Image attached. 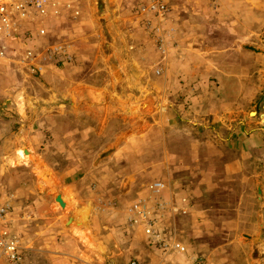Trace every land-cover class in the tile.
<instances>
[{
  "label": "rangeland",
  "instance_id": "obj_1",
  "mask_svg": "<svg viewBox=\"0 0 264 264\" xmlns=\"http://www.w3.org/2000/svg\"><path fill=\"white\" fill-rule=\"evenodd\" d=\"M166 1L171 8V15L164 24L163 45L167 49V56L161 65L160 45L155 42V35L142 31L140 18L134 13L135 0H122L118 3V10L110 12L108 9L105 16L102 12L104 4L98 0H72L79 8V16L74 20L65 14L55 20L53 27L50 25L48 28V37L43 40L44 43H72L75 59L71 66H49L41 76H28L24 71L19 69L18 72L11 66L0 70V195L12 208L10 218L25 248L22 264H62L61 260L50 261L47 258V251L50 249L47 243L44 245L43 238H46L50 220L54 225L50 224L49 230L53 231L52 235L59 236L57 241H61L59 234L70 209L62 211L53 203L52 196L36 181L34 176L40 169H51L62 177L73 176V182H78L81 178L85 180L80 183L81 187L95 185L98 195L105 199L113 196L120 201L117 196L122 194L125 201H136L135 203L144 205L152 204V200L147 199V195L138 194L150 185L163 183L161 181L166 179L165 167L161 168L157 162L160 153L158 149L128 163L106 162L107 155L113 153L114 149L105 144L112 142V137L120 131L119 127L115 129L117 126L111 129L112 124H118L117 120L104 130L105 136L101 141L96 139L94 131H73L72 136H69V128L80 125L78 116H67L70 106L88 107L90 111L87 100L84 102L83 98L76 99L69 94L72 89H78L81 80L95 78L93 82L110 89L112 81V88L118 91L121 101L108 97L105 104L109 107H123L126 105L127 94L141 95L138 93L142 91L144 99L150 100L153 108L160 111V92L164 89L166 75L169 76L168 83L172 91H175L177 83L182 87L186 83V90L193 88L190 83H184L181 77L177 83H173V73L176 71L173 64L179 59L187 62L184 69L190 73L192 49L199 42L203 48L228 50L218 57L234 64L229 68L232 74L237 73L235 64L245 65L248 70L247 81L241 86L235 84L234 77L222 85L211 77L210 84L208 83L210 89L213 87L215 92L224 86L226 94H238L240 91L248 94V113L253 112L250 116H255L254 112L264 114V0ZM108 7L112 5L109 4ZM184 47L186 49L181 50ZM98 60L107 66L95 68L94 63ZM115 62H119L121 68L112 70L110 64ZM178 69L182 70L183 67ZM157 70H160L159 74L156 73ZM100 72L102 74L94 77ZM18 101L19 115L15 109ZM173 101L176 99L173 98ZM146 107H150L149 103ZM89 117H93V114ZM149 135L153 139L157 133L150 132ZM176 140L175 133L169 134L172 151L184 156L185 151L177 147ZM20 150L25 161L17 159ZM24 150L29 154L25 155ZM186 158L185 164L190 165ZM134 172L135 183L126 192L118 184L122 181L119 177L126 179ZM176 172L174 170L171 176L173 181L176 176L187 180L181 171ZM235 191L237 192L233 188L232 195L224 196L217 190L207 198L205 203L217 209L209 213L213 223L210 227H194L190 219L175 216V224L183 230L187 240L180 241L186 247L184 254L149 249L151 246L140 234L141 227L136 225V248L145 249L146 253L151 250L154 257L147 258L142 254L139 260L118 257L105 258L98 263L264 264V204L256 205V199L250 197L241 215L242 218L245 215L244 219L247 221L244 224L243 219L239 226L233 224L234 213L224 214L218 210L235 205ZM50 203L57 210L56 214L53 210L51 212ZM38 215L41 223L43 222L41 227L45 225L40 233ZM163 223L166 225L164 219L161 225L159 222L160 228H163ZM174 230L177 232L176 228ZM174 230L172 233H176ZM163 233L165 234L164 231ZM101 234L110 242L119 236L109 229H102ZM172 235L168 238L174 239ZM195 235H199L197 239L190 237ZM59 245L62 244L59 242ZM122 246L124 248L125 244ZM60 247L59 251L63 252L62 246ZM71 264L80 262L73 259Z\"/></svg>",
  "mask_w": 264,
  "mask_h": 264
},
{
  "label": "crops",
  "instance_id": "obj_2",
  "mask_svg": "<svg viewBox=\"0 0 264 264\" xmlns=\"http://www.w3.org/2000/svg\"><path fill=\"white\" fill-rule=\"evenodd\" d=\"M98 1L104 4V9L101 7L103 16L108 9L110 12L118 10V3L122 2V0ZM109 4L112 7H108ZM185 49L184 47L181 50ZM73 52L75 53V50ZM227 52L226 49L219 51L203 48L198 42L192 49L190 73L184 69L187 62L181 59L176 61L173 64L176 68L173 73L175 75L173 83H177L178 78L181 77L184 83H190L193 88L186 90V83L183 87L177 83L175 91H172L168 83L169 76L166 75L163 81L164 89L160 92L162 100L160 111L153 108L150 100L144 99L145 95L142 91L138 93L141 95L127 94L126 105L123 107H109L105 104L108 97L121 101L118 91L112 88L114 84L110 80L111 89L100 87L95 83L96 81L93 82L95 78L87 77L78 83V89L74 88L69 93L73 98H83L84 102L87 100L90 107L89 111L88 107L70 106L67 116L68 114L78 116L80 125L69 128V136H72L73 131H94L96 139L100 140L105 136L104 130H107L108 125L114 120L118 121V124L111 125V129L117 126L115 129L119 127L120 131L112 137V142L105 144L106 147L114 149L113 153L107 155L106 162L128 163L136 157L158 149L160 153L157 162L161 168L165 167L166 179L161 181L165 188L158 194H152L149 188H146L138 195H147L149 197L147 199L152 200L150 205L140 204L151 212V217L156 219L158 224L160 222L161 225L162 219L165 220L166 225L163 223L161 230L165 232L167 238L173 234L176 240L187 241L183 230L175 224V216L190 219L194 227L212 226L209 213L217 209L205 202L217 190L224 196L232 195L233 188L237 190L235 205L218 209L224 214L234 213L235 226L241 225L245 218V215L243 218L241 215L250 197L256 199V205L264 204V119L260 117L263 112H254L255 116H250L253 112L248 113L246 101L248 94H242L241 91L238 94H226L224 86L214 92L213 87L210 89L208 85L211 77L221 85L232 80L231 77H234L236 85L241 86L242 83H246L248 70L245 65L235 64L238 68L237 73L232 74L229 68L234 64L218 57ZM181 53L185 52L181 51ZM173 65L169 66L173 67ZM98 66L107 65L98 60L94 63V67L98 68ZM110 66L114 70L120 67V63L115 62ZM178 67L183 69L179 70ZM100 74L102 73L94 77ZM114 78L116 81L115 74ZM173 98L176 101H173ZM146 102L150 107H146ZM73 103L75 105V101ZM16 105L15 109L19 115V101ZM92 114L93 117H89ZM150 132L157 133L156 138L151 139ZM172 133L177 137V147L185 151L184 156L180 152L172 151L169 141V134ZM185 157L190 165L185 164ZM49 170H43L47 175L46 178L35 173L36 181L52 196L53 203L55 196L60 195L67 204L65 210L70 209L59 234L61 241H57L59 237L57 234L52 235L53 231L49 230V226L54 224L48 220V231L43 240H45L44 245L46 243L49 245L47 258L50 261L58 259L62 264H71V260L77 259L80 264H99L98 262L105 258L139 260L142 254L147 258L154 257L151 250L146 253L145 249L139 250L135 245L137 229L135 225H130V220L132 206L138 204L135 203L136 201H125L122 199V194L117 196L120 201L113 196L105 199L98 195L95 185L91 184L83 188L80 183L85 180L80 178L78 182H73V176L62 177ZM174 170H177L176 173L181 171L180 173L185 175L187 180L176 176V180L173 181L171 176ZM119 179L122 181L118 184H121L120 187L127 192L133 186L132 183H135L136 174L134 172L126 179L122 177ZM49 206L51 212L53 210L56 214L54 205L50 203ZM161 216L163 217L160 219ZM38 219V233H40L45 225L41 227L40 224L43 222L41 223L40 215ZM246 221L247 219H244V224ZM173 228H176L177 232ZM102 229L113 230L120 237L110 242L111 240L103 238ZM172 230L176 233H172ZM139 231L145 241L146 237L142 230ZM198 236L190 237L197 239ZM59 242L62 245H59ZM122 244H125L124 248ZM60 246L63 252L59 251Z\"/></svg>",
  "mask_w": 264,
  "mask_h": 264
},
{
  "label": "built area",
  "instance_id": "obj_3",
  "mask_svg": "<svg viewBox=\"0 0 264 264\" xmlns=\"http://www.w3.org/2000/svg\"><path fill=\"white\" fill-rule=\"evenodd\" d=\"M134 3V13L140 18L142 31L155 35V42L160 45L161 65L167 56L163 34L171 8L166 0H135ZM65 14L74 20L79 16V8L72 0H0V70L11 66L28 76H41L49 66H71L75 59L72 43L43 41L48 37L50 25L53 27V22ZM148 188L152 194H158L165 185L154 183ZM131 212L130 225L141 227L153 249L186 252L182 242L164 235L158 221L140 203L133 205ZM11 213L9 202L0 195V264H22L24 261L25 248L12 223Z\"/></svg>",
  "mask_w": 264,
  "mask_h": 264
},
{
  "label": "water",
  "instance_id": "obj_4",
  "mask_svg": "<svg viewBox=\"0 0 264 264\" xmlns=\"http://www.w3.org/2000/svg\"><path fill=\"white\" fill-rule=\"evenodd\" d=\"M119 77V75H117V78ZM260 117L264 119V114H260ZM29 152L27 150H24V154L27 155ZM55 203L58 205V207L61 210H65V208L67 207V204L62 200L60 195H56L54 198Z\"/></svg>",
  "mask_w": 264,
  "mask_h": 264
},
{
  "label": "bare ground",
  "instance_id": "obj_5",
  "mask_svg": "<svg viewBox=\"0 0 264 264\" xmlns=\"http://www.w3.org/2000/svg\"><path fill=\"white\" fill-rule=\"evenodd\" d=\"M29 154V153H28ZM17 159L18 160H20V161H25V159L26 158H24V156H23V154H22V150H20V151H18V153H17ZM28 162V161H27ZM39 175H40V177L41 176H44L45 178L47 177V175L44 173V171L43 170H41V171H39ZM46 181V180H45ZM50 185V184H49ZM77 232V231H76ZM75 232V233H76ZM83 233V232H82ZM90 238H92V237H90ZM89 238V239H90ZM87 243V242H86Z\"/></svg>",
  "mask_w": 264,
  "mask_h": 264
}]
</instances>
